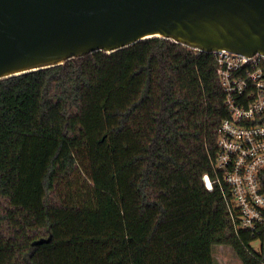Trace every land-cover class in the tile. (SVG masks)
Returning a JSON list of instances; mask_svg holds the SVG:
<instances>
[{
	"label": "trees",
	"instance_id": "trees-1",
	"mask_svg": "<svg viewBox=\"0 0 264 264\" xmlns=\"http://www.w3.org/2000/svg\"><path fill=\"white\" fill-rule=\"evenodd\" d=\"M227 117L214 55L160 38L1 80L0 264H264L204 182Z\"/></svg>",
	"mask_w": 264,
	"mask_h": 264
},
{
	"label": "water",
	"instance_id": "water-1",
	"mask_svg": "<svg viewBox=\"0 0 264 264\" xmlns=\"http://www.w3.org/2000/svg\"><path fill=\"white\" fill-rule=\"evenodd\" d=\"M151 38L264 55V0H0V81Z\"/></svg>",
	"mask_w": 264,
	"mask_h": 264
},
{
	"label": "built area",
	"instance_id": "built-area-1",
	"mask_svg": "<svg viewBox=\"0 0 264 264\" xmlns=\"http://www.w3.org/2000/svg\"><path fill=\"white\" fill-rule=\"evenodd\" d=\"M213 55L228 117L218 129L214 178L204 182L219 187L235 232L260 241L264 254V55Z\"/></svg>",
	"mask_w": 264,
	"mask_h": 264
},
{
	"label": "rangeland",
	"instance_id": "rangeland-1",
	"mask_svg": "<svg viewBox=\"0 0 264 264\" xmlns=\"http://www.w3.org/2000/svg\"><path fill=\"white\" fill-rule=\"evenodd\" d=\"M255 252L260 253L261 242L255 241L251 244ZM215 264H242L234 248L230 245H216L214 248Z\"/></svg>",
	"mask_w": 264,
	"mask_h": 264
}]
</instances>
